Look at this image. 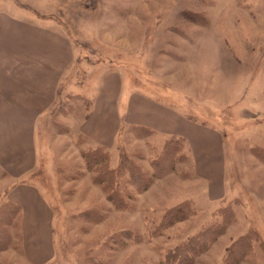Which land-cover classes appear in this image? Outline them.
I'll return each instance as SVG.
<instances>
[{
  "label": "rangeland",
  "instance_id": "374dc122",
  "mask_svg": "<svg viewBox=\"0 0 264 264\" xmlns=\"http://www.w3.org/2000/svg\"><path fill=\"white\" fill-rule=\"evenodd\" d=\"M0 8L56 24L73 48L63 91L35 126V169L20 180L0 169V205L15 181H26L52 209L51 241L32 239L45 255L52 245L43 264H174L169 253L222 221L223 233L189 264H264V0H0ZM107 74L121 83L120 124L109 147L82 129ZM131 93L221 133L222 191L196 172L187 143L162 158L164 143L177 136L124 123ZM94 147L107 150L112 169L125 155L149 178L148 188L131 186L122 168L124 205L113 204L83 158ZM183 203L192 212L164 225L166 212ZM6 229L0 264H30L19 228ZM242 236L244 248L234 244Z\"/></svg>",
  "mask_w": 264,
  "mask_h": 264
},
{
  "label": "crops",
  "instance_id": "0c3cea01",
  "mask_svg": "<svg viewBox=\"0 0 264 264\" xmlns=\"http://www.w3.org/2000/svg\"><path fill=\"white\" fill-rule=\"evenodd\" d=\"M72 60V44L56 24L0 8V169L8 179L20 180L35 169V126L56 105ZM120 84L117 75L103 78L91 116L82 124L87 137L105 147L114 142L120 124ZM124 110V123L183 138L196 160V172L205 174L213 188L223 190V138L218 130L138 93H131ZM5 199L20 207L24 258L30 264H43L51 257L52 245L45 255L32 239L43 234L51 241L49 203L37 186L26 181H15Z\"/></svg>",
  "mask_w": 264,
  "mask_h": 264
},
{
  "label": "trees",
  "instance_id": "16d2710c",
  "mask_svg": "<svg viewBox=\"0 0 264 264\" xmlns=\"http://www.w3.org/2000/svg\"><path fill=\"white\" fill-rule=\"evenodd\" d=\"M183 142L187 143L183 138L177 137V139H169L167 140L163 147V159L168 158V151L171 150L174 152H179L181 150L180 144ZM175 146H171V145ZM187 146V145H186ZM180 155H182L180 153ZM83 158L85 159V163L89 166V168L97 169V175L95 180L97 184L104 185V189L108 191V198L110 201L115 204L117 207H121L124 205V201L119 190L118 186V177L122 170V168H126L129 174V184L133 187H136L138 191H145L149 185V178H146L144 172L141 168L136 167L134 164L130 163V161L125 157V155L120 154V164L116 169H112L109 166V154L107 150H104L101 147H94L93 149H89L86 153H84ZM163 162V161H160ZM159 163V161H157ZM157 163H152L154 169L158 168ZM172 169V168H171ZM19 183H24V181H19ZM186 203L176 206V208H172L166 212L168 215L163 217L167 226H170L174 222H180L184 220L191 210H189ZM19 216H20V207L15 205L14 203L7 201L4 204L0 205V252L6 250L10 243L9 233L7 232L6 226L13 225L19 228ZM224 220V219H223ZM223 227L216 228L213 230L209 228L203 232H200L189 239L187 242L182 245H178L174 251L167 255V260L170 263L174 264H189L192 261V257H194L197 253H199L203 248H205L210 242L214 241L218 234H222L225 228V222L222 221ZM248 243L245 240V237L242 236L241 240L237 241L236 244L238 247H247ZM244 248V247H243ZM237 253H243L242 248L234 249ZM242 251V252H240Z\"/></svg>",
  "mask_w": 264,
  "mask_h": 264
}]
</instances>
